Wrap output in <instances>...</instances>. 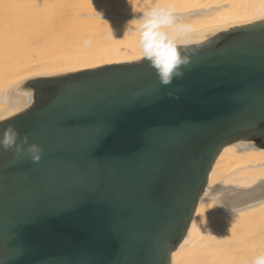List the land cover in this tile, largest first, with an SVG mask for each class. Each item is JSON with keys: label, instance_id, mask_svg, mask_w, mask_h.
<instances>
[{"label": "water", "instance_id": "obj_1", "mask_svg": "<svg viewBox=\"0 0 264 264\" xmlns=\"http://www.w3.org/2000/svg\"><path fill=\"white\" fill-rule=\"evenodd\" d=\"M264 148V17L41 75L0 111V264H169L217 155Z\"/></svg>", "mask_w": 264, "mask_h": 264}, {"label": "bare ground", "instance_id": "obj_2", "mask_svg": "<svg viewBox=\"0 0 264 264\" xmlns=\"http://www.w3.org/2000/svg\"><path fill=\"white\" fill-rule=\"evenodd\" d=\"M29 1H5L23 10L0 17V111L26 79L118 63L264 17V0ZM262 181L264 148L217 155L169 264H264V191L239 198Z\"/></svg>", "mask_w": 264, "mask_h": 264}, {"label": "rangeland", "instance_id": "obj_3", "mask_svg": "<svg viewBox=\"0 0 264 264\" xmlns=\"http://www.w3.org/2000/svg\"><path fill=\"white\" fill-rule=\"evenodd\" d=\"M5 1H7V0H5ZM4 0H0V17L1 18H3V17H6L8 14H10V16H11V13L12 12H14V13H12V15H16V13H17V15L16 16H18L19 14H20V11H22L23 10V8H20V6L18 7L17 5H12V6H9V5H6L7 3L5 2ZM26 1H28V0H26ZM32 5H31V7L33 6V3L35 2V0H33V2H31V1H29ZM6 3V4H5ZM30 3H28V4H30ZM4 4V5H3ZM6 5V6H5ZM5 6V7H4ZM3 7V8H2ZM29 6L27 5V6H25V9H27ZM42 7H44V6H42ZM7 8H8V10H10V11H12L11 13H8V12H10V11H7L6 12V10H7ZM10 8H12V9H10ZM30 8V7H29ZM39 7H37V6H35L34 7V9L36 10V9H38ZM19 13V14H18ZM22 13V12H21ZM5 14H6V16H5ZM4 15V16H3ZM14 15V16H15ZM9 17V16H8ZM38 24H40V23H38ZM35 25V26H33L32 27V25H28V26H26V28L29 30L30 28H33V29H36V28H38L39 27V25ZM29 27V28H28ZM30 30H32V29H30ZM264 191V181H262V182H259V183H256L252 188H250V189H247V190H244V191H242V192H240L239 193V198L240 199H251V198H253V197H255V196H257L258 194H260V193H262ZM259 219H261V218H259ZM263 219V218H262ZM208 228H210L209 226H208Z\"/></svg>", "mask_w": 264, "mask_h": 264}]
</instances>
